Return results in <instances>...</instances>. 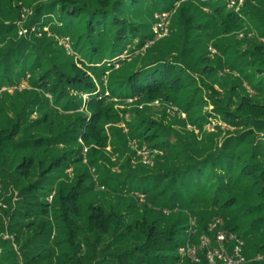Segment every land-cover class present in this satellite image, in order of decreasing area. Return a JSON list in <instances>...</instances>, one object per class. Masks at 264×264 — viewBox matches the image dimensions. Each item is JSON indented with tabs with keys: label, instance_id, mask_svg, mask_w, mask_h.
<instances>
[{
	"label": "trees",
	"instance_id": "16d2710c",
	"mask_svg": "<svg viewBox=\"0 0 264 264\" xmlns=\"http://www.w3.org/2000/svg\"><path fill=\"white\" fill-rule=\"evenodd\" d=\"M20 1L0 0V264H223L210 263L206 250L198 262L180 253L196 240L188 237L189 217L205 232L203 209L221 219L208 233L212 244L218 230L233 235L232 244L224 242L232 254L241 238L249 260L263 258L248 264H264V101L239 96L240 85L218 92L211 58L190 64L187 47L195 44L190 34L207 28L188 3L209 9L205 16L224 35L254 32L261 41L246 39L245 49L214 47L223 54L231 48L229 69L264 97V0H246L240 11L224 0H169L179 4L172 26L183 35L171 31L143 54L152 33H140L133 18L143 3L153 15L166 12L160 0H26L34 11L26 27L50 22L53 33L71 39L73 59L51 48L53 39L18 36ZM106 72L107 87L99 86L93 78ZM159 99L182 108L194 128L220 121L233 130L197 141L132 105ZM129 106L132 122L122 115ZM128 140L144 145L151 164L135 168L120 159ZM109 145L121 161L117 173L105 163Z\"/></svg>",
	"mask_w": 264,
	"mask_h": 264
},
{
	"label": "rangeland",
	"instance_id": "374dc122",
	"mask_svg": "<svg viewBox=\"0 0 264 264\" xmlns=\"http://www.w3.org/2000/svg\"><path fill=\"white\" fill-rule=\"evenodd\" d=\"M246 1V0H245ZM244 1V3H245ZM27 1H20V5L21 8L18 10V16H19V20L17 22L18 25V36L20 37H24V36H36L38 38H43L46 37L48 39H53L55 42L51 45V48L56 49L57 51H59L62 56H64V58L66 59H73V54L75 53L73 51L72 48V42L71 39L69 38V36H59L56 33H53L51 30V23L50 22H46V23H42L40 26H30V27H26V22L33 16V10L31 8H28L25 6V3ZM244 3L238 8V11H240V9L242 8V6L244 5ZM179 4H173L171 5L169 3V0H160V9H165L164 11H166L164 14L165 16V27L167 29V35L157 38V39H153V42L146 45L143 44V47H141L140 49L142 50V53H144V51H146L147 49H150L152 47H154L158 42L162 41L163 39H165L166 37L169 36L170 32L172 31L175 37L178 38V34H180V36L183 35V33L181 31L178 32L177 29H175L172 26V20L175 18V15L177 14L178 11V6ZM188 10L190 13L194 14L195 17L198 20V23H206V29L202 30L201 32L195 31L193 32L191 35V38L193 40H195V44H187V47H191V49L194 52V56L195 58L192 59V61H190V64H194L197 61V58L201 55H205L206 57L211 58V63L212 66L214 67V69L216 70L215 76H214V83H215V88L218 90V92L223 93V91H225L226 89H229L232 85H240V88L238 89L239 91V96L242 95H247L249 96L251 99L252 98H256L254 100V102L256 101V103H260L262 100L264 101V97L260 96L261 98H259V95H256V93L250 88L249 84L247 83V81L243 80L241 77V75L235 71H231L228 67V56H231L232 54V50L231 48L228 50L227 54H223L221 53V51H219L217 48L214 47V43L215 42H219L220 44H224L226 46L231 45L233 48H240V49H245V40L246 39H257L258 41L261 39L255 35L254 32L252 31H246V30H242L239 32H235L231 35H224L222 33V29L219 27L214 26V24L211 22L210 17L205 16V14L209 13L210 10L207 8H204L203 6L200 5V3H194V4H187ZM153 11H148V7L146 5V3H143V5L140 6V8L136 11L135 13V17L133 18V21L139 25L140 27V33H142L145 36H149L150 31L152 33V27L156 22V18L155 15H153ZM48 17L53 18V24H56L59 26V28L64 27L65 23L64 22H59L56 18V16H54L53 14H49ZM22 28H27L28 32L27 34H23L21 35L19 33L20 29ZM34 29V30H33ZM192 40V41H193ZM256 40V41H257ZM67 41L69 42L70 48H71V52L68 53L65 50L64 47V42ZM193 43V42H192ZM136 44L138 45V43L135 41V44L133 46L136 47ZM173 44V41H172ZM210 49H213L214 52H211ZM56 50H54V54L56 52ZM53 55V54H52ZM124 55H128V52H125L122 56ZM197 67H199V65H197ZM109 75L107 74V72L103 75H101L99 78L94 76V81L96 83H98L99 86L102 85L104 87H107V84L109 82ZM197 78H200V75L197 76ZM202 78L205 79V81H209L210 79H206L205 77L202 76ZM27 80V78H25V81ZM22 82L21 84H19L18 87L14 88L15 90H22L26 87V82ZM14 89H7V91L9 93H12V91ZM6 90V87H2L0 89V93L4 92ZM204 93L205 90L203 89ZM206 95V94H205ZM237 100V98H236ZM259 101V102H258ZM128 102H130L128 100ZM133 107L135 109H137L138 111H140L141 113H145L144 115L148 118L154 119L160 123H162L165 127H167L173 134H186L187 132L190 134V132L193 133V135L195 136V138L197 139V141H200L202 139V137L206 134H212L215 135L216 137L219 136V139H222L225 135H226V130L228 129H232L230 126H228L227 124H223L221 123L219 120V122H211L209 124H205L202 126V129H198V128H194V126H192L188 120V115L183 112L182 108L178 107L177 105L173 104L170 100H164V99H159V100H154V101H140L138 100L136 103L132 104ZM133 107H127L126 111L131 110V112H122L123 118L127 121V122H132L136 112L133 109ZM116 108L119 111H122L124 109V106L122 105H117ZM211 105L209 106L208 109L202 108L203 112L206 111H210ZM260 109V108H259ZM63 113V112H62ZM33 118H38L37 115H35V113L32 116ZM56 117V116H55ZM57 120V122H59L61 125H64V123L66 122V120L64 118L58 117L55 118ZM219 126L220 130L217 129V126ZM108 127V126H107ZM119 128H121L122 130H124L126 132L127 127L125 122H122L118 125ZM233 130V129H232ZM118 139H123L122 136H117ZM134 152V154H132L131 152ZM87 154H88V147H83L80 151V155L83 157V159L86 162V158H87ZM119 156V155H118ZM123 157H129L130 158V165L134 166L135 168H140L142 166H146L151 164V159H153V157H151L149 151H147V149L144 147V145H142L141 147H139V145L137 143H134L133 141H129L127 142V148L125 147L124 151L122 152V156L120 159H122ZM104 159H106L105 163H107V161L109 160V167L111 168V170L115 173L119 172L121 170V166H120V162L121 161H117V158L115 155H112L110 153V145L107 147V154H105ZM92 176L93 179L96 180L97 179V173L94 169H91L89 172ZM67 174L69 176V178H73V171L71 169L67 170ZM49 200H51V197H48ZM112 200V199H111ZM138 203H141L138 201ZM165 212V211H164ZM202 213L205 215L206 217V222H205V227L202 228L203 231H205L204 233H200V231L198 230L199 227V223L197 222V219L193 216V217H189L188 220V229H187V233L189 234L188 237H192V239H194V237L196 238L195 242L190 243L185 249L186 251L180 250V253H183L185 256H188L192 261L194 262H198L197 259V254L199 250H206V255H207V251H209L210 253L215 252V254L218 255V257H215V260L218 259L222 262V258L219 257L220 253H223L226 250V246H225V240L228 237L229 241L228 243L232 244V241H235V237H233V235L227 236L224 234V240H219L217 237L215 239V242L212 244L211 240L209 239L208 233H212L214 234L215 231L218 229V226L221 225V219L219 218H211L210 217V212L206 211L203 209ZM220 232V230H218L217 234L218 235ZM232 236V237H231ZM10 238V237H9ZM4 239H8V237H5ZM243 239L240 238L239 241H242ZM243 242V246H244V241ZM235 247L237 245V243L235 242V244H233ZM3 254V248L0 247V256H2ZM212 255V254H211ZM220 258V259H219ZM241 258L243 259V261H241V264H248L251 263L253 261L255 262H263V258L260 255L255 256L253 259L249 260L247 258V256H245L243 254V252H241ZM214 263V262H213Z\"/></svg>",
	"mask_w": 264,
	"mask_h": 264
},
{
	"label": "built area",
	"instance_id": "2783aa9c",
	"mask_svg": "<svg viewBox=\"0 0 264 264\" xmlns=\"http://www.w3.org/2000/svg\"><path fill=\"white\" fill-rule=\"evenodd\" d=\"M224 1L227 5V8H229V9L233 8V9L238 10V8L244 3L245 0H224ZM164 13L165 12H159V13L155 14L156 22L151 29L152 30V38L145 42L146 45L152 43L153 39H157V38H160V37L167 35V29L165 27V16L166 15ZM27 32H28L27 28H22L19 31V33L21 35L27 34ZM64 47H65L66 52H68V53L71 52L69 42L65 41ZM210 50H211V52H214L213 49H210ZM217 238L221 241L224 240V233L223 232L219 233L217 235ZM242 245H243L242 241H238L237 245L234 247L232 254H228L225 251L223 253H220L219 257L222 258V263L223 264H241V261H243V259L241 258ZM181 250H183V249H181ZM216 256L218 257V255L215 254V252L210 253L209 251H207L206 258L210 263H213L215 261Z\"/></svg>",
	"mask_w": 264,
	"mask_h": 264
}]
</instances>
